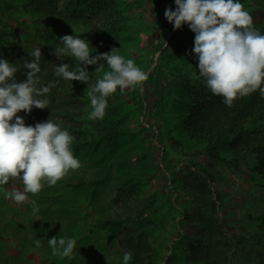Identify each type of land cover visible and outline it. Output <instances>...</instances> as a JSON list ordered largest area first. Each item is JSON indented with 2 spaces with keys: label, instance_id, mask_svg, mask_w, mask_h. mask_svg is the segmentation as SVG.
I'll list each match as a JSON object with an SVG mask.
<instances>
[{
  "label": "rangeland",
  "instance_id": "374dc122",
  "mask_svg": "<svg viewBox=\"0 0 264 264\" xmlns=\"http://www.w3.org/2000/svg\"><path fill=\"white\" fill-rule=\"evenodd\" d=\"M102 2L107 11L117 10L115 16L122 17L112 35L101 24L106 19L104 9L97 13L86 0H58L56 9L42 8L36 0H0V34L7 32L27 49L42 47L54 53L63 47L62 36L74 35L89 42L92 56L117 48L120 55L150 73L142 87L117 89L108 97L102 120L88 119L92 108L87 93L103 72L110 70L106 61L87 66V83L60 77L62 87L74 89L70 96L83 123L95 131L110 127L124 133L112 144L103 141L97 148L72 150L81 168L70 170L55 186L45 183L38 194H28L38 212L32 211L31 203L18 205L6 199L0 190V264H124L119 235H114L112 226L95 223L115 208L114 193L126 180L134 184L138 197L151 201L155 208L140 221L124 223L118 230L127 227L147 237L153 252L144 256L141 264H191L186 255L196 232L183 219L182 211L192 201L183 176L200 170L214 176L213 187L220 195L217 214L228 235L231 263L258 264L256 253H264L260 238L264 237V224L259 218L264 212V185L247 172L256 164L254 155L223 146L212 156L183 128L190 109L185 85L205 80L191 51L194 33L186 24L173 30L165 19L166 8L175 10L174 0ZM239 2L253 17V27L264 34V0ZM92 3L100 5L97 0ZM57 13L63 15L61 27L49 20L58 18ZM62 63H68L69 70L77 67L73 58L56 57V65ZM101 177L105 181L97 188L70 185L79 179ZM3 187L12 191L24 186L20 180H10ZM205 211L209 213L210 208ZM54 236L76 239L72 259L52 255L48 239Z\"/></svg>",
  "mask_w": 264,
  "mask_h": 264
},
{
  "label": "clouds",
  "instance_id": "9594fccd",
  "mask_svg": "<svg viewBox=\"0 0 264 264\" xmlns=\"http://www.w3.org/2000/svg\"><path fill=\"white\" fill-rule=\"evenodd\" d=\"M175 10L166 8L165 19L173 30L187 25L194 33L192 53L198 59L199 75L206 80L207 88L213 95L223 97V103L231 107L234 100L250 95L257 90L264 96V34L253 27V17L244 9L239 0H174ZM62 48L54 50V55L73 58L75 70H69L68 63L55 69V75L66 81L87 83L88 65L106 61L109 71L103 72L87 95L92 111L89 120H102L108 107L107 98L117 89L142 87L150 73L138 67L133 59L120 55L117 48L110 52L92 56L89 42L79 36L64 35L60 38ZM34 59L23 65L26 78L17 82L16 73L20 69L6 59L0 58V190L6 199L16 204L25 202L33 205L28 194H38L45 183L55 186L66 177L70 170L81 168V162L74 157L71 145L74 137L48 119L26 125L18 115L21 111L31 113L33 108L46 109L49 105L47 94L55 83L38 86L40 80L41 48L29 53ZM81 64L84 67H81ZM101 68H96L100 72ZM10 180H20L23 190L14 188L7 191L3 186ZM53 256L72 259L77 241L75 238L48 239ZM40 247V241H35ZM131 252L123 255L124 264H129Z\"/></svg>",
  "mask_w": 264,
  "mask_h": 264
},
{
  "label": "trees",
  "instance_id": "16d2710c",
  "mask_svg": "<svg viewBox=\"0 0 264 264\" xmlns=\"http://www.w3.org/2000/svg\"><path fill=\"white\" fill-rule=\"evenodd\" d=\"M36 1L42 8L58 7V0ZM92 1L86 0V4H90L88 6L97 13L103 12L104 9L106 19L101 24H105L107 33L112 35L122 19L120 15L115 16L119 11L112 9L107 11L103 7V0H97L100 4L98 6ZM57 14L58 18L53 16L49 20L56 27H61L63 15ZM39 48L42 56L41 71L37 74L40 80L38 86H47L49 82H53L55 87H52L47 94L48 108H33L29 114L21 111L18 115L32 126L48 119L59 123L62 128L73 133L71 150L83 146L97 148L103 141L112 144L124 131L110 127L95 131L90 125L83 123L80 120V111L71 99V93H75L74 89L62 87L60 77L55 75L56 56L53 52ZM35 49H27L24 45L15 42L7 32L0 34V58L6 59L20 69L16 73L17 82H22L26 78L27 70H24L23 65L26 61L34 59L29 53ZM185 86V91L189 93L190 109L183 121V128L189 136L204 152L212 156L217 155L219 148L223 146H230L234 151L246 154L249 151L254 155L256 164L247 172L264 185V96H261L257 90L234 100L233 105L228 107L223 103V97L211 93L207 88L206 80L195 79L193 84L188 82ZM64 92L67 94L66 97ZM104 181L105 177L79 179L70 185L77 188L84 184H92L97 188ZM213 181L214 176L207 170L190 171L183 176L184 187L192 193L190 206L182 211L183 219L196 232L189 243L186 255L187 262L191 264H232L227 251L230 245L227 240L228 235L224 232L217 214L220 195L214 189ZM113 200L115 208L106 215L100 216L95 224L112 226L114 235H119L118 240L123 253L131 252L130 262L141 264L143 257H150L153 252L147 237L127 227L118 230L124 223L140 221L145 214L153 212L155 208L150 204L151 201L138 197L134 184L128 180L122 182L116 189ZM205 208H210V212L207 213ZM259 218L264 224V212ZM260 238L263 243L264 237L260 236ZM256 255L258 264H264V253L258 251Z\"/></svg>",
  "mask_w": 264,
  "mask_h": 264
}]
</instances>
